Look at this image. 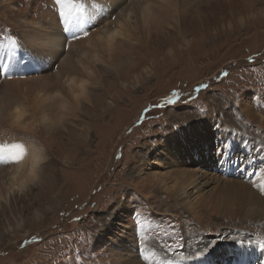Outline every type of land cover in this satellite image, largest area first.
Segmentation results:
<instances>
[{"label":"rangeland","instance_id":"374dc122","mask_svg":"<svg viewBox=\"0 0 264 264\" xmlns=\"http://www.w3.org/2000/svg\"><path fill=\"white\" fill-rule=\"evenodd\" d=\"M126 2L82 0V10L71 23H65L59 12L75 9L58 6L55 0H0V38L9 60L7 72L11 73L13 64L24 67L9 75L12 83H21L18 91L23 93L15 95L0 87V96L12 104L31 105L35 92L48 87L53 70L66 71L58 66L65 52L81 50L89 38L83 33H94ZM154 3L161 17L158 25L133 34L132 41L108 62L111 66L103 69L102 85L93 90L92 104L73 113L63 127L41 125L34 133H26L0 122V143L36 142L47 155L45 183L14 197L7 205L0 204V264H128L132 246L139 255L143 253L138 244L145 242L141 236L147 235L159 247L165 243L178 245L183 241L178 233L184 228L170 224V218L174 208L176 214L179 208L184 212L180 203L161 192L158 194L163 198L157 204L154 198L149 202L142 195L149 189L148 172L153 176L158 173L154 165L157 151L150 155L153 166L143 168L145 190L133 188L140 181L135 168L151 147L163 142L165 136L174 138L188 114L196 120L216 116L217 123L223 124L226 119L219 117L221 111L236 118L238 133H252L254 138L260 134L264 141L258 123H245L248 118L236 102L249 92L245 100L264 117V16L250 20L243 28L236 24L240 13L264 9V0ZM43 13L49 19L45 20V35L55 32L56 50L46 51L43 62L25 68L19 46H28L27 35ZM80 35L81 39L68 42ZM9 39L15 41L11 48ZM169 48L174 55H168ZM224 71L227 77L221 75ZM201 83L208 87L194 91ZM25 89L31 93L24 94ZM173 91L179 92L181 99L168 105L166 97ZM32 108L37 117L40 112H53L50 107ZM190 148V152L195 150ZM232 152L238 155L244 150L235 147ZM6 167L0 165V169ZM54 195L56 202L48 210ZM166 202L174 204L171 211L162 205ZM109 217L112 224L108 232L100 233ZM212 222L215 226L204 232L207 240L223 239L220 236L233 240L235 234L243 240H264L262 224H246L235 230L220 218L213 217ZM187 226L191 227L190 223ZM9 228L14 230L7 233ZM204 233H200L201 238H205ZM134 239L136 246L132 245ZM175 253L166 256L162 250L166 257Z\"/></svg>","mask_w":264,"mask_h":264},{"label":"bare ground","instance_id":"6f19581e","mask_svg":"<svg viewBox=\"0 0 264 264\" xmlns=\"http://www.w3.org/2000/svg\"><path fill=\"white\" fill-rule=\"evenodd\" d=\"M163 1L169 2V0ZM101 6L103 7V5ZM65 9L68 10L67 8ZM61 10L62 8H60ZM61 12L69 11L63 10ZM45 13L40 15V20L34 28L31 26L32 31L27 35L28 40L25 44L29 47L22 44L19 46V52L25 58L23 61L25 68L30 67V63L43 62L46 51L50 53V51L56 50V39H53L55 32H48V36L45 35V29H48L47 21H49L44 15ZM46 19L48 20L45 21ZM49 40L50 45H47ZM0 51L4 52L1 38ZM8 62L7 54L0 55V87H2L4 92L8 91L15 95H21L23 92L18 90L23 86L21 83H12L9 75L15 71L18 72L24 67H20L19 64H13L11 73H8ZM59 68L62 70V67ZM32 84L30 83L27 87L28 90H31ZM28 90L25 89L26 92L24 94L29 95L28 93L31 92ZM247 95H249V92L243 93L242 96L236 99L239 111L248 118L245 123H249L251 126V121L255 120L264 134V117L253 110L252 103L250 104L249 101L245 100ZM34 107L37 108L36 106ZM222 112H219L221 113L220 115L217 113L220 118L224 117L226 119L222 122L221 128L217 127L219 124L216 116L211 119L212 121L207 117L196 120L193 115L188 114L185 120H181V128L173 135L174 138L165 136L163 142L152 146L149 153L143 157L142 163L135 168L136 178L140 181H136V185L133 186L135 189L145 190L147 180L142 177L144 175L143 168L153 166L154 162L150 160V155L154 153L153 151H157L156 164L154 165L157 166L158 173L156 172L157 174L153 176L154 173L148 172L151 175V178H148L150 180L148 181L149 189H146L142 195L150 200L149 202H152L151 198H154V202L157 204L162 197L159 196L158 192H161L164 195L173 197L180 203V207L184 212L182 213L179 208L177 209L178 214H176V208H174L170 218L172 221L170 224L184 228V232L180 230L184 234L178 233L183 240L177 245L179 252L187 255L191 251V254L194 255L197 244L201 240L202 247L209 245L210 242L211 247H208L206 252H202L199 258L193 257L191 261H182L178 258L177 253L171 257L164 256L157 243L147 240L138 243L143 250L141 255L136 252L137 250L133 246L131 247L132 256L128 264H148V261L143 259L144 256H148L149 259L157 258L153 261V264H264V250H261L259 245L254 244V241L245 240L244 238L246 244L239 243L238 241L243 240V238L236 234L233 236L235 237L233 240L224 238L207 240V236L204 233L215 226L212 222L213 217L220 218V221L235 226V230H240L246 224L259 223L264 226V196H261L258 190L252 187V182L258 181L261 175H264V150H262L264 145L261 144L262 137L260 134H256L254 138L252 133H238L236 130L238 129L236 118H233L228 112ZM217 131H221V133L219 134ZM215 139L217 140L215 141ZM219 139L229 145L227 155H221L217 151L218 146L216 143L218 141L222 142ZM9 144H22L24 146L25 161L31 159L32 155L36 153H41L44 157L47 156L44 153V149L37 145L36 142L14 140V142ZM159 145L160 147H158ZM191 146L195 148L192 152H190ZM235 147L242 148L244 152H240L238 155L233 153L232 150ZM187 160L188 162H186ZM133 161L135 159L132 160L131 166L134 165ZM177 177L180 178L178 184L176 183ZM173 198L171 199L173 200ZM162 205L166 207L165 210L170 211L174 207V204L170 202ZM111 219L112 217L103 224L104 226L100 233L108 232V228L112 224ZM189 223L191 227L187 226ZM21 224L18 220L17 226ZM7 230H9L6 231L8 233L14 229L9 228ZM200 233H204L205 238H201ZM135 239L133 243L131 242L132 245H135ZM186 241H189L188 244Z\"/></svg>","mask_w":264,"mask_h":264},{"label":"clouds","instance_id":"9594fccd","mask_svg":"<svg viewBox=\"0 0 264 264\" xmlns=\"http://www.w3.org/2000/svg\"><path fill=\"white\" fill-rule=\"evenodd\" d=\"M259 16H264V9L242 12L236 16V24L243 28ZM160 19L154 0H127L109 21L95 29L94 33L88 32L89 38L81 50L65 52L59 63L66 71L53 70L49 74L48 87L35 92L31 105L12 104L0 96V122L26 133H34L41 125L63 127L73 113L81 111L84 105L92 104L93 90L102 85L103 69L111 66L108 62L122 46L132 41L133 34L140 29L151 30ZM168 55H174V50L169 48ZM144 71L147 73L149 70L145 68ZM33 105L37 108L50 107L53 112L51 115L44 112L37 117ZM45 162V157L36 153L31 159H23L0 169V204L7 205L14 197L23 196L45 183ZM179 179L176 178L177 184ZM55 202L54 195L48 210Z\"/></svg>","mask_w":264,"mask_h":264},{"label":"snow or ice","instance_id":"6c2138e0","mask_svg":"<svg viewBox=\"0 0 264 264\" xmlns=\"http://www.w3.org/2000/svg\"><path fill=\"white\" fill-rule=\"evenodd\" d=\"M55 4L58 6H62V7L70 6L72 9H75L74 12L59 13V15L62 17L65 23H71L74 17L76 16V14L82 10V0H55ZM87 35H88V32L83 33L84 37H86ZM81 38H82L81 35L74 36L68 42L71 43ZM14 45H15V41L9 39L8 48L13 47ZM6 54L7 53L0 51V55H6ZM221 75H223L224 77H227L228 72L224 71ZM207 87H208L207 85L201 83L200 85H198L196 89H194V91L200 92L203 89H206ZM180 99H181L180 93L177 91H173L170 96L166 97V103L168 105H172V104L179 102ZM156 106L159 107L160 105L157 104ZM145 111H147V109H145ZM217 127L221 128L222 126L217 125ZM261 144L264 145V141H262ZM262 150H264V148H262ZM217 151L220 152L221 155H227L229 152V145L226 142H222V144L217 147ZM25 155H26L25 149L22 144L0 143V165L11 166L13 164L19 163L25 158ZM252 187L258 190L261 196H264V175H261V178L258 181H253ZM220 237L228 239L227 236H220ZM140 238L144 241L149 240V237L147 235L141 236ZM233 239H235V237H233ZM238 242L246 244L244 240H240ZM25 243H28V242L25 241ZM255 244L259 245L261 250H264V240H257L255 241ZM248 245H251V244H248ZM208 247H211V242L209 243V245L202 247V240H201L197 244V248H196L194 255L191 254V251H189V253L185 255L183 252L178 251L177 245L175 244L170 245V244L165 243V244L160 245V248L163 250L166 256L170 255L173 252H176L178 258L182 261H191L193 257L199 258L202 252L207 251ZM143 259L148 261V264H153V261L157 258L149 259L148 256H144Z\"/></svg>","mask_w":264,"mask_h":264}]
</instances>
